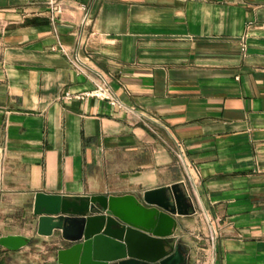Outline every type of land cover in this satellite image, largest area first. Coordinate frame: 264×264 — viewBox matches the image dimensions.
Instances as JSON below:
<instances>
[{
    "label": "crops",
    "instance_id": "obj_1",
    "mask_svg": "<svg viewBox=\"0 0 264 264\" xmlns=\"http://www.w3.org/2000/svg\"><path fill=\"white\" fill-rule=\"evenodd\" d=\"M94 79L138 114L64 99ZM172 185L186 264H264V0H68L54 25L41 0H0V237L37 238L58 264L67 243L37 235L36 193ZM27 250L0 246V264Z\"/></svg>",
    "mask_w": 264,
    "mask_h": 264
},
{
    "label": "water",
    "instance_id": "obj_2",
    "mask_svg": "<svg viewBox=\"0 0 264 264\" xmlns=\"http://www.w3.org/2000/svg\"><path fill=\"white\" fill-rule=\"evenodd\" d=\"M188 209L175 185L141 196L36 193L33 202L37 235L57 231L67 243L57 251L58 264H186L173 237ZM29 242L23 236L0 237V246L10 251Z\"/></svg>",
    "mask_w": 264,
    "mask_h": 264
},
{
    "label": "built area",
    "instance_id": "obj_3",
    "mask_svg": "<svg viewBox=\"0 0 264 264\" xmlns=\"http://www.w3.org/2000/svg\"><path fill=\"white\" fill-rule=\"evenodd\" d=\"M41 1L45 4L47 8V12L49 14V20L54 25L62 15L64 2L68 0H41ZM72 1H76V0H72ZM79 9L83 13L81 25L82 27H84L92 21L93 15L85 4H80ZM61 48H62L60 49L61 53L68 58L69 63L72 65V67L78 72L84 74L85 76H88V73H86V71L82 67V63L80 62L78 54H76L75 57H71L69 56V53L66 49H64L63 47ZM72 98L78 100L93 98L106 102L111 107H115L118 109H126V111L132 114H138L134 109L126 107L120 101H118V99L114 96V94L112 93L106 82L100 79L93 80V88L89 91H85L77 95H71L69 93H66L64 95L65 100H71ZM139 116L143 117V115H139ZM174 152L176 158L181 163L185 164L184 153L180 148L179 143L177 142H175ZM211 240L213 241V238H211Z\"/></svg>",
    "mask_w": 264,
    "mask_h": 264
},
{
    "label": "rangeland",
    "instance_id": "obj_4",
    "mask_svg": "<svg viewBox=\"0 0 264 264\" xmlns=\"http://www.w3.org/2000/svg\"><path fill=\"white\" fill-rule=\"evenodd\" d=\"M36 217V216H35ZM29 220H32V219H30L29 218ZM26 224H28V221L26 222ZM30 240V242H29V247H30V249L31 250H27V254H24V256L26 257V260H25V257H24V259H23V262L22 263H24V264H36L37 262H40V264H52V262H50V261H48V256H50L51 255V257H52V254L53 253H51V254H43V253H36V251H37V248H35L34 246H37V245H41V242L39 243V240L37 239V238H31V239H29ZM49 244H51V243H49ZM45 245H48V243H45ZM39 250V249H38ZM38 258V256H39V260L36 258V257ZM54 256V255H53ZM33 257H35L36 259L35 260H33ZM53 259H54V257H52ZM9 260V261H8ZM17 259H7V261L10 263V262H14V263H17V261H16ZM6 260H5V262H7ZM51 261H54V260H51ZM3 262H4V259H3Z\"/></svg>",
    "mask_w": 264,
    "mask_h": 264
}]
</instances>
